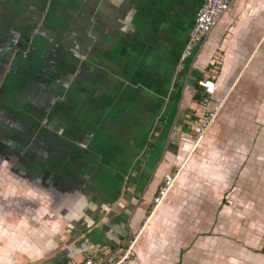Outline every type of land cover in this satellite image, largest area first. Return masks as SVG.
<instances>
[{
	"label": "crops",
	"instance_id": "crops-1",
	"mask_svg": "<svg viewBox=\"0 0 264 264\" xmlns=\"http://www.w3.org/2000/svg\"><path fill=\"white\" fill-rule=\"evenodd\" d=\"M201 1L0 0V264L111 260L131 238L126 264H177L176 210L203 233L180 264H256L264 152L250 148L264 147V105L221 110L224 100L176 194L147 216L189 151L199 80L216 73L219 97L225 83L263 81L249 69L264 68V0H230L179 64ZM237 122L263 136L221 139Z\"/></svg>",
	"mask_w": 264,
	"mask_h": 264
},
{
	"label": "built area",
	"instance_id": "built-area-1",
	"mask_svg": "<svg viewBox=\"0 0 264 264\" xmlns=\"http://www.w3.org/2000/svg\"><path fill=\"white\" fill-rule=\"evenodd\" d=\"M230 0H202L199 8L194 14L192 26L187 33V41L181 50L178 62H185L193 52V49L205 38V36L216 26L220 16L228 9ZM179 65V66H180ZM215 80L213 74L207 75L204 79L199 80L198 86L204 92L203 110L201 114L192 117H186L188 121L187 134L183 138L190 144V148L185 158L196 151L198 144L205 135L207 129L216 118L222 103L223 97L215 93ZM210 104V106H209ZM181 164L176 165L172 171L166 173L162 177L161 184L152 196L150 203V212L162 202L172 186L176 176L180 171ZM134 239L127 242L124 250H121L113 259L106 260L104 258L84 257L80 260L70 259L64 264H124L132 256V245Z\"/></svg>",
	"mask_w": 264,
	"mask_h": 264
},
{
	"label": "rangeland",
	"instance_id": "rangeland-1",
	"mask_svg": "<svg viewBox=\"0 0 264 264\" xmlns=\"http://www.w3.org/2000/svg\"><path fill=\"white\" fill-rule=\"evenodd\" d=\"M251 73H254V74H257L259 76H261L262 78V82H259L258 84H249V83H239L236 85V87H234L232 89V84H228V83H225L223 87L220 88V91H219V95H221V97L219 98H222L223 97V101H224V105L222 107L221 110H223V108H237V106H240V107H251V106H254L255 103H257L258 105H264V98L258 96L259 92L261 91V89H264V68H250L249 69ZM214 76H216V73H213ZM234 85V84H233ZM233 90V91H232ZM231 94H233L234 92H236L235 94V97L238 96V98H234L233 100L230 99H226V95L223 94V93H229L231 92ZM227 100V101H226ZM210 106V104H209ZM231 117H233L232 115H229ZM236 116H238V118L240 119L242 116L241 115H238L236 114ZM253 125H255V123H252ZM255 130L251 129H248L247 130V125L244 126L243 123L241 122H237V123H234V124H230V125H226L225 126V129L222 130V135L220 137H222L221 139H231V138H245V135H249L248 137H254V138H258V137H261L263 136V134L259 131L258 128H254ZM252 130V131H251ZM250 134H246L248 132ZM185 132V130H184ZM23 134V133H22ZM183 134V133H182ZM20 141H18L20 144H23L24 143V140H23V137L21 136L19 138ZM252 150H257V151H263L264 152V147H259V148H250V151ZM194 153V152H193ZM250 154V153H249ZM190 156V155H189ZM188 156V157H189ZM140 160H143L144 158V155L141 154V155H138L137 156ZM187 158L183 159L179 164H181V167H180V171L179 173L183 170V167H184V164L185 162L187 161ZM177 164V166L179 165ZM261 164H258V166H260ZM172 169V168H171ZM178 173V174H179ZM1 181H4L6 179H2L0 178ZM176 180V178H175ZM173 182L172 186L170 187L167 195L165 196V198L162 200V202L160 203V205H163L166 204L168 202V199L170 198V196L172 195V193L174 192L176 194V191L178 190V186H177V181ZM1 183V182H0ZM129 185V184H128ZM21 187L19 188V192L21 193H18L17 196L18 197H21V198H29L28 196H26L25 194V191H26V188L25 186L23 185H20ZM258 186H264V184L260 183V181L258 180ZM2 187V186H0ZM129 189L128 191L130 192L131 191V186H128ZM25 189V190H24ZM264 190V189H262ZM264 192V191H262ZM40 201V198L42 197L41 195H38L37 196ZM37 197H34V198H37ZM258 197L260 199H264V195H258ZM225 199H221V203H225ZM258 202H259V199H258ZM25 204V203H24ZM20 207H21V204H20ZM160 211V208L158 209V213ZM264 213V211H258V214H261ZM23 211L22 210H18L17 212V215L19 214H22ZM150 209H148V213H147V216L150 215ZM184 214L185 212L184 211H181V210H176L175 212H173V215H174V223H172L170 229H169V232L171 233L172 231V228L175 230V232L177 233L174 237L178 240L177 244H176V247L178 249V255H179V259H178V263L177 264H180V258L183 260L184 259V253L185 251H187L190 246H191V240L192 239H197L199 237V235L201 236V233L200 232V228L199 227H185V222L186 219L184 217ZM258 218V221L259 219L261 220L260 222H262V226L261 225H258L257 228H255L256 230V237H254V239L256 238V242H257V248L256 250H253L252 253L256 254L254 256H250L251 260L254 262H256V264H264V224H263V218L257 216ZM206 235V233H205ZM208 236H212L214 235L211 231H209L207 233ZM173 237L170 236V238ZM131 239H134V238H131ZM127 246L124 245L123 246V249H125ZM261 252V253H260ZM184 253V254H183ZM183 254V255H182ZM197 256V254H195ZM188 256V255H187ZM160 259H164V258H160ZM225 259L223 258H217V257H213V258H200L198 256V258H196L195 260H193V264H223ZM189 263V261H188ZM191 263V264H192ZM126 264V263H124ZM244 264V263H242ZM247 264H254V263H247Z\"/></svg>",
	"mask_w": 264,
	"mask_h": 264
},
{
	"label": "trees",
	"instance_id": "trees-1",
	"mask_svg": "<svg viewBox=\"0 0 264 264\" xmlns=\"http://www.w3.org/2000/svg\"><path fill=\"white\" fill-rule=\"evenodd\" d=\"M197 92H198V90L196 89V93L194 92L193 97H192L193 100L196 101V102H200L201 100L203 101V99L205 98L204 97V93L203 92H201V93L198 92L197 93ZM190 117H192V116H190Z\"/></svg>",
	"mask_w": 264,
	"mask_h": 264
}]
</instances>
